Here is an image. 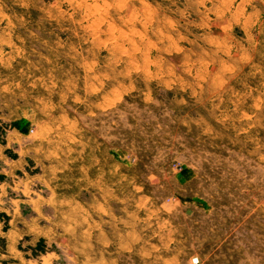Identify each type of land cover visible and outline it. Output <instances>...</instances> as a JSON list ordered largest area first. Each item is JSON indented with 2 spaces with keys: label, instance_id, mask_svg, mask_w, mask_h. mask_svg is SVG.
I'll use <instances>...</instances> for the list:
<instances>
[{
  "label": "rangeland",
  "instance_id": "374dc122",
  "mask_svg": "<svg viewBox=\"0 0 264 264\" xmlns=\"http://www.w3.org/2000/svg\"><path fill=\"white\" fill-rule=\"evenodd\" d=\"M0 234L264 264V0H0Z\"/></svg>",
  "mask_w": 264,
  "mask_h": 264
},
{
  "label": "crops",
  "instance_id": "0c3cea01",
  "mask_svg": "<svg viewBox=\"0 0 264 264\" xmlns=\"http://www.w3.org/2000/svg\"><path fill=\"white\" fill-rule=\"evenodd\" d=\"M2 214L4 215V213H2ZM5 217L9 218L8 216H5ZM24 217H26V215H24V214L17 216L18 219L24 218ZM38 242L46 243V240L41 238L38 240ZM32 247H30V248H32L31 250L33 251L31 255L26 253V249H22V251H23L22 256L21 255L18 256L16 254L15 255L16 259L12 260V261L10 260L8 262V261H6L5 257H3V255L8 254V239L5 236H3L2 234H0V264H44L42 262L40 263L38 260H30V258H32V259L37 258L41 254L46 252L45 250H41L38 247H34V246H32Z\"/></svg>",
  "mask_w": 264,
  "mask_h": 264
}]
</instances>
